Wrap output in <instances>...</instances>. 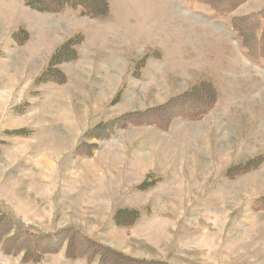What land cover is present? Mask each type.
<instances>
[{"label": "rangeland", "instance_id": "rangeland-1", "mask_svg": "<svg viewBox=\"0 0 264 264\" xmlns=\"http://www.w3.org/2000/svg\"><path fill=\"white\" fill-rule=\"evenodd\" d=\"M197 2L0 0V264H264V0Z\"/></svg>", "mask_w": 264, "mask_h": 264}, {"label": "trees", "instance_id": "trees-1", "mask_svg": "<svg viewBox=\"0 0 264 264\" xmlns=\"http://www.w3.org/2000/svg\"><path fill=\"white\" fill-rule=\"evenodd\" d=\"M24 2L29 7H32L34 9H38L40 11L51 12V13L57 12L59 9H61V7L63 5L65 7L66 6L65 4L76 5V6H80L85 12H87L89 15H91V17L92 16L96 17V16H99V15L105 14L106 13V9H107V5H108V3H106V0H97V2H99L101 4L100 5L101 9H99L100 6L93 5V3L90 0H49V1H44V0H40V1L24 0ZM13 39L14 40H18L19 44H21L27 38H26V34H23L22 37H21V34H20V35H17L16 37H14ZM59 58H60L59 55L54 57V59L58 60V62L61 59V58L60 59ZM209 88L210 87L208 86V89ZM211 94H212V96H214L213 92ZM248 165H249V163H247L244 166V169L249 170L251 168V166H250V168H248ZM118 214L130 215L131 218L137 217V212L133 211V210H119V211L116 212L115 215L117 216ZM41 237L44 238V239L48 238L52 242L54 241L52 236L41 235ZM104 248H107V247H104ZM111 256L113 258H115L113 255H111ZM133 261H134V264L146 263V261H140V260H133ZM130 262H132V261H130Z\"/></svg>", "mask_w": 264, "mask_h": 264}, {"label": "crops", "instance_id": "crops-1", "mask_svg": "<svg viewBox=\"0 0 264 264\" xmlns=\"http://www.w3.org/2000/svg\"><path fill=\"white\" fill-rule=\"evenodd\" d=\"M241 5V4H240ZM238 6V7H241V6ZM238 7H237V9H238ZM263 10H264V8L263 9H260V10H258L257 9V11H255L256 13H261V12H263ZM254 12V13H255ZM22 34H25V33H22ZM12 39H13V37H11ZM14 40V39H13ZM27 40V39H26ZM20 45H22V44H20ZM22 47V46H21ZM37 60H39L38 58H37ZM11 88L9 87V91H5V90H2V91H0V100H4V99H6V98H9V96L8 95H10V93H11ZM17 98H21V97H17ZM22 100V99H21ZM24 156V155H23ZM81 177H83V176H81ZM9 186H11L12 187V185H9ZM35 185H33V187H34ZM22 190V189H21ZM37 192H39V196L37 197V198H35L34 199V202L37 204L36 205V207L35 208H37L38 207V205H39V200H42V201H44V199H43V196L45 195L44 193H40V190H39V188H38V185H37ZM20 194H21V191L17 194V198L20 196ZM114 211H111V213H113ZM41 214V213H40ZM41 215H44V214H41ZM44 217H46V215L45 216H42V218H44Z\"/></svg>", "mask_w": 264, "mask_h": 264}]
</instances>
